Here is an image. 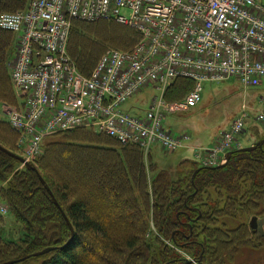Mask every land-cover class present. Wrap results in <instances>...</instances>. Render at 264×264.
<instances>
[{"label":"trees","instance_id":"trees-1","mask_svg":"<svg viewBox=\"0 0 264 264\" xmlns=\"http://www.w3.org/2000/svg\"><path fill=\"white\" fill-rule=\"evenodd\" d=\"M29 2L0 0V15L26 9ZM110 24L125 29L129 38L111 36L109 30L114 28ZM141 38L139 31L115 21L74 20L68 52L79 71L90 76L108 44L127 51ZM16 44V34L0 28V97L13 105L18 100L12 92L9 65ZM194 86L193 79L178 77L165 99L181 101ZM8 135L19 137L9 123L0 120V144L15 152L14 142L11 147L5 144ZM44 147V154L34 160L37 171L19 168L22 163L0 149V198L24 233L17 242L5 239L0 231V264L50 246L57 249L15 264H29L32 259L35 264H214V260L220 264L222 256L238 253L236 247L246 227L224 234L215 219L237 205L244 210L264 205V144L253 151L235 150L221 168L186 159L183 163L190 164V172L178 180H172L165 170L157 172L153 153L146 157L138 145L94 129L54 134L45 139ZM40 176L75 228L73 240L64 248L72 231ZM246 183H250L246 192L250 196L242 203ZM214 186L226 192L227 206L219 209L218 201L209 202V214L200 201ZM151 221L157 229L155 245L146 239ZM200 234H205L204 241ZM176 249L189 252L197 263Z\"/></svg>","mask_w":264,"mask_h":264},{"label":"built area","instance_id":"built-area-1","mask_svg":"<svg viewBox=\"0 0 264 264\" xmlns=\"http://www.w3.org/2000/svg\"><path fill=\"white\" fill-rule=\"evenodd\" d=\"M74 20L115 21L142 38L131 50L108 49L85 76L68 52ZM0 28L17 36L10 75L24 101L6 107L31 162L42 155L46 138L79 128L138 145L146 157L154 144L176 152L189 147V137L169 130L166 116L198 105L205 81L235 77L249 86L264 79L262 0H30L26 9L1 14ZM178 77L195 86L183 100L169 102L165 93ZM146 87L159 92L146 112L126 110ZM249 117L245 111L235 117L194 159L202 166L222 164L241 148ZM256 120L264 121V110ZM9 214L0 198V221Z\"/></svg>","mask_w":264,"mask_h":264},{"label":"rangeland","instance_id":"rangeland-1","mask_svg":"<svg viewBox=\"0 0 264 264\" xmlns=\"http://www.w3.org/2000/svg\"><path fill=\"white\" fill-rule=\"evenodd\" d=\"M109 28H114L113 30H109L113 37H123L124 39H127L130 36V33L128 34L123 28L118 29L117 27H112L111 24L109 25ZM112 48L123 49L124 47H117L113 43L108 44L102 54ZM10 69L11 64L9 65V75ZM12 92L18 100V103L15 105L8 101H3L0 97V120L4 122L6 121L7 124L9 121L7 116L8 107L6 106H16L24 101V98L21 97V92L18 91L14 85L12 86ZM158 93L159 92L153 87H146L141 92L134 95L125 104L124 108L132 114L143 115L148 109L153 96L158 95ZM262 105H264V79L261 82L245 86L243 82L235 77H223L216 81H205L202 101L188 111L167 114L165 122L167 128L174 134H188L189 139L192 138L194 144H209L212 141V138L219 136L224 130H226L229 123L231 125V122L235 117L240 116L241 113L245 111L250 117L247 124L246 134L240 135L239 141L242 142V145H248L250 143V145H253L255 142L264 138V121L258 122L256 120V116L264 110ZM18 139L19 137L16 139L11 138L10 135H8L9 141L5 144L11 147V144L14 142L12 148L17 154L23 156L24 151L18 145ZM44 152L45 147L42 155ZM152 153L154 159L157 161V172L162 170L167 171L172 180L184 178L188 175V172H190V164L188 162L183 163L186 159H193V152L190 149H179L176 152H166L158 145L154 144ZM23 167H25L23 164L19 166V168ZM249 187L250 183H246L243 186L242 194L240 196L242 203L248 201L250 195H247L246 192L249 191ZM220 193L224 195L223 198L220 197ZM215 201H218L219 209L225 208L226 210V192L223 190L221 191V189L216 186L210 187L206 190V193L201 196L200 202L202 203L205 212L211 214L212 212H210L211 206L209 205V202L214 203ZM235 207L236 206H234V209L232 210L234 215L232 214V211L228 210V215H218L217 219H215L216 227L221 229L224 234H226V231L234 230L240 226L246 227L245 232L240 236L241 240L238 241L239 246L236 247L238 253H236L235 256H222L220 264H264V235L259 231H254L250 226L253 216H257L259 221L264 220V205H259L255 208L248 207L246 210L239 205H237V208ZM201 224H199V232L202 229ZM0 229H2L0 230L1 235L7 240L19 242L24 234L22 226L17 223L16 219L11 214L6 218L1 219ZM156 235L157 229L151 221V229L147 233L146 239L150 241L152 245H155ZM199 239L204 241L205 234H200ZM167 243L171 244L170 241H167ZM176 250H179L188 261L197 263L189 252L182 249ZM219 261L214 260V264H218ZM29 264H35V260H30Z\"/></svg>","mask_w":264,"mask_h":264},{"label":"water","instance_id":"water-1","mask_svg":"<svg viewBox=\"0 0 264 264\" xmlns=\"http://www.w3.org/2000/svg\"><path fill=\"white\" fill-rule=\"evenodd\" d=\"M263 144H264V138H262L261 140L255 142L253 145L241 148V150L242 151H253V150H255L258 147H262ZM0 149L2 151H4L5 153H7L8 155H10L11 157L19 160L27 169L37 171V167L35 166V164L33 162H31V161H27L22 155H19V154L15 153V152L5 148L1 144H0ZM233 152L234 151L228 152L226 157H225V161L222 164L218 165L217 168H221V167L225 166L226 163L230 160L231 156L233 155ZM40 178H41V181L45 184V186L48 189V191L51 194V196L54 198V202L56 203V205H58V207L63 212V214L65 216V219H66V221L68 222V224H69V226L71 228L72 237L69 239V241L66 243L65 246L61 247V248H64L67 245H69L70 242L73 240V238L75 236V228H74L73 224L71 223L70 219L68 218V216L66 215L65 211L63 210V208L59 204L58 200L55 198V196H54L53 192L51 191L50 187L46 184V182H45V180L43 179L42 176H40ZM250 226H251V228L254 231H259L261 234L264 235V220H260L259 221L257 216H253L252 219H251V222H250ZM55 249H57L56 246H50V247H47V248H45V249H43L41 251H38V252L32 254V255L25 256V257H23L21 259L10 260V261H7V262H5L3 264H15L16 262L26 260L27 258H29L31 256H40V255L49 253V252H51V251H53ZM189 262H193V261H189ZM166 264H169V263H166Z\"/></svg>","mask_w":264,"mask_h":264},{"label":"crops","instance_id":"crops-1","mask_svg":"<svg viewBox=\"0 0 264 264\" xmlns=\"http://www.w3.org/2000/svg\"><path fill=\"white\" fill-rule=\"evenodd\" d=\"M229 126H230V123L228 124V126H227V128H226V130L229 128ZM264 132V131H263ZM243 135H245V134H243ZM220 137V135L219 136H215L214 138H212V141L209 143V144H194L193 142H192V138L191 139H189L188 140V146L189 147H185V148H183V149H190L192 152H193V160H195L194 159V157H195V151L196 150H198V149H205V148H209V147H213L215 144H216V141L218 140V138ZM240 139V138H239ZM242 143V142H241ZM251 144V143H250ZM250 144H248V145H242L243 147H245V146H249ZM158 145V144H157ZM161 149H162V147L160 146V145H158ZM163 150V149H162ZM163 151H165V150H163Z\"/></svg>","mask_w":264,"mask_h":264},{"label":"flooded vegetation","instance_id":"flooded-vegetation-1","mask_svg":"<svg viewBox=\"0 0 264 264\" xmlns=\"http://www.w3.org/2000/svg\"><path fill=\"white\" fill-rule=\"evenodd\" d=\"M235 151V150H234Z\"/></svg>","mask_w":264,"mask_h":264}]
</instances>
